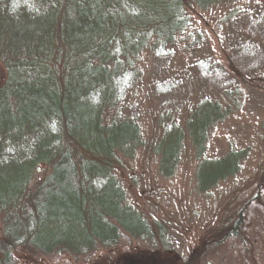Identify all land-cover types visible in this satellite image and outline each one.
I'll use <instances>...</instances> for the list:
<instances>
[{"label":"trees","instance_id":"obj_1","mask_svg":"<svg viewBox=\"0 0 264 264\" xmlns=\"http://www.w3.org/2000/svg\"><path fill=\"white\" fill-rule=\"evenodd\" d=\"M224 1L0 0V63L6 69L0 86V264H13L20 248L79 256L114 247L121 232L154 236L125 204L113 173L119 157L130 160L145 146L140 128L134 120L105 124L103 115L136 81L133 58L149 47L164 56L189 24L186 10ZM210 111L213 116L198 125L192 116L184 126L160 121L161 142L149 146L159 157L160 175L170 179L188 137L201 162L198 171L208 176L201 184L198 175L201 193L236 176L246 156L205 157L207 131L229 113L218 103ZM259 202L260 194L247 202V225ZM244 212L214 250L233 248Z\"/></svg>","mask_w":264,"mask_h":264},{"label":"rangeland","instance_id":"obj_2","mask_svg":"<svg viewBox=\"0 0 264 264\" xmlns=\"http://www.w3.org/2000/svg\"><path fill=\"white\" fill-rule=\"evenodd\" d=\"M185 14L189 24L164 56L149 47L131 60L136 81L103 115L105 124L134 120L140 128L145 146L130 160L119 157L113 173L125 204L154 236L134 239L121 232L114 247L79 256L47 257L20 248L13 264H194L196 258L195 264H264V0H226ZM5 80L0 63V86ZM216 103L229 113L207 131L205 157L218 162L245 151L238 174L201 193L198 175L201 184L208 176L198 171L201 162L185 137L175 175L161 176L159 157L149 149L161 142L160 121L184 126L192 116L198 125L206 114L213 116ZM257 194L259 208L247 225V202ZM244 208L233 248L225 243L214 250Z\"/></svg>","mask_w":264,"mask_h":264}]
</instances>
